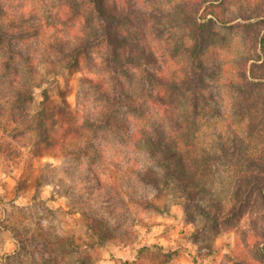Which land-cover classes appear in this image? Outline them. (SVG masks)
<instances>
[{"label":"rangeland","instance_id":"374dc122","mask_svg":"<svg viewBox=\"0 0 264 264\" xmlns=\"http://www.w3.org/2000/svg\"><path fill=\"white\" fill-rule=\"evenodd\" d=\"M58 1L10 0L6 6L13 14L28 13L33 8L47 14ZM104 1L107 10L127 18L119 28L118 39L127 41L139 53L160 57L164 65L169 60L170 69H180L182 63L189 65L184 52L173 49L181 47L182 30L172 19L179 0ZM244 4L243 0H229V14H236ZM233 22L230 27L218 28V35L203 53L208 71L202 72L209 81L208 103L194 116L197 125L191 157L199 163L195 168L200 169L199 181L205 188L203 192L191 190V198L178 184L155 186L139 177L138 171L154 168L155 164L136 134L104 132L100 138L97 135L87 150L89 156H68L59 149L39 157L37 148L28 141L33 135L11 125L7 117L1 120L0 264H9L8 256L19 249V241L27 245V264H62L61 257L58 262L54 260L62 254L57 243L69 236L81 251L89 254L92 264L133 261L137 250L146 247L145 231L165 223L172 215L184 226L187 238L198 241L199 248L206 252H215L212 258L195 260L198 264H264V100H258L262 91H255L246 97V104L237 90L228 86L237 81L238 62L247 51L242 27L245 22ZM48 42L49 36L34 39L24 44L23 50L39 60ZM94 58L96 62L100 60L99 52ZM36 66L38 86L33 89V111L39 108L42 93L47 90L57 103L65 93L81 120L96 116V92L83 77L101 75L109 81L110 75L102 73V66L94 67L85 61L79 69L45 61ZM24 72L25 81L27 69ZM137 76L124 82L137 89ZM142 99L144 106L149 101L146 109H152L151 95ZM175 104L182 111L188 108L182 96L175 97ZM131 121L132 129L144 125L143 121ZM205 155L210 161L204 160ZM248 159L261 165L255 170L256 176L248 172L253 164ZM249 176L256 181L248 182ZM145 200L153 201L155 207L139 203ZM213 200L221 202V216L210 215L215 210ZM234 206L235 215L230 212ZM204 209L208 214L202 213ZM98 222L102 226L99 231L106 224L113 239L98 243L93 231ZM166 230L173 234L175 229L168 226ZM157 247L156 243L151 247L152 253H156ZM148 263L159 261L150 255Z\"/></svg>","mask_w":264,"mask_h":264},{"label":"trees","instance_id":"16d2710c","mask_svg":"<svg viewBox=\"0 0 264 264\" xmlns=\"http://www.w3.org/2000/svg\"><path fill=\"white\" fill-rule=\"evenodd\" d=\"M8 1L0 0V123L7 117L11 125L20 126L26 134L33 135L28 141L37 148L39 157L59 149L68 156H89L87 150L97 135L100 138L104 132L136 134L155 164L154 168L137 172L144 182L155 186L178 184L189 198L191 190L203 192L205 185L199 181L200 169L195 168L199 163L197 165L191 157L192 137L197 125L194 116L208 103L209 81L205 79L208 71L203 53L212 38L218 35V28L232 26L235 19L245 22L242 27L247 51L238 62L237 81L229 82L228 86L236 89L246 104L249 103L246 97L255 91H262V98L258 100H264V0H243L245 4L231 15L227 7L229 0H179L172 19L182 30L181 47L173 49L174 52L183 51L189 64L186 67L182 63L180 69H170L169 60L164 65L160 57L152 56L151 52V56H145L127 41L118 39L119 28L127 18L107 10L104 0H59L47 14L39 8L13 14L7 9ZM47 36L49 42L46 52L39 54L41 59L23 50L29 41ZM97 52L101 58L96 62ZM43 61L59 63L69 69H79L83 61L94 67L102 66V73L105 71L110 75L109 81H104L101 75L83 77L96 92L99 110L95 117L89 115L81 120L65 93L61 92V102L57 103L47 90L42 93L39 108L31 109L35 102L33 89L38 86L35 83L36 65ZM26 69L28 76L24 81ZM202 72L206 74L202 75ZM136 75L140 87L126 85L124 81H131ZM145 95H151L152 109L145 107L149 101L143 105ZM178 96L187 100L186 111L175 104ZM131 120L143 121L144 125L132 129ZM203 158L210 161L206 155ZM250 162L253 164L248 172L256 176L255 170L261 165L248 159ZM248 178V182L256 181L251 176ZM139 203L155 207L150 200ZM211 204L215 210L209 214L221 216V202L213 200ZM236 210L237 206H234L231 214L235 215ZM202 213L208 214V211L204 209ZM96 227L93 231L98 236V243L114 238L106 224L103 228L107 229L101 231V223L98 222ZM106 233L108 237H105ZM19 246L8 256L9 264H27L24 257V251L28 252L27 245L19 241ZM57 247L62 254L54 258L55 262L61 257L62 264H92L89 254L81 251L71 236L59 241ZM156 249V253H152L151 247H141L135 260L120 261V264H149L150 255L157 257L159 264L172 261L173 253H165L162 247Z\"/></svg>","mask_w":264,"mask_h":264},{"label":"crops","instance_id":"0c3cea01","mask_svg":"<svg viewBox=\"0 0 264 264\" xmlns=\"http://www.w3.org/2000/svg\"><path fill=\"white\" fill-rule=\"evenodd\" d=\"M167 222L173 223L168 225ZM168 226L175 229L173 234L167 233ZM183 230L184 226L180 225L175 215H172L165 220V223H160L153 226L150 231H145L144 236L146 237L143 238V241L146 247H153L156 243L163 248L165 253H173L172 261L169 264H198L197 260H205L214 256L215 252L212 255L210 252H206V249L199 248L198 241L187 238ZM234 241H236L235 238L233 243Z\"/></svg>","mask_w":264,"mask_h":264}]
</instances>
